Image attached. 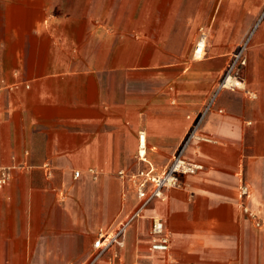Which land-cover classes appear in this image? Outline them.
I'll use <instances>...</instances> for the list:
<instances>
[{
  "label": "crops",
  "instance_id": "crops-1",
  "mask_svg": "<svg viewBox=\"0 0 264 264\" xmlns=\"http://www.w3.org/2000/svg\"><path fill=\"white\" fill-rule=\"evenodd\" d=\"M256 25L242 68L256 97L218 94L201 127L213 141L187 151L203 168L95 264H264V0H0V174L11 173L0 264H85L100 231L137 205L117 172L148 167L140 133L148 161L165 166ZM152 216L165 221L166 252L152 248Z\"/></svg>",
  "mask_w": 264,
  "mask_h": 264
},
{
  "label": "built area",
  "instance_id": "built-area-1",
  "mask_svg": "<svg viewBox=\"0 0 264 264\" xmlns=\"http://www.w3.org/2000/svg\"><path fill=\"white\" fill-rule=\"evenodd\" d=\"M257 25L245 36L236 51L231 56L226 70L213 93L207 101L204 109L197 116L187 135L182 140L180 147L171 157L170 161L163 167L148 161L145 155L144 133H140V143L138 157L141 161L146 162L148 167L136 171L119 170L117 175L126 185V194L134 193L137 197L135 209L122 221L108 231H100L98 238L94 241L95 251L85 264H95L110 249L120 248L125 245V238L128 228L136 220L140 219L145 210L149 207L154 199L162 198L168 189L182 187V175L195 174L203 168V165L187 156V151L194 141L212 142L213 140L201 132L202 124L211 111L218 94L222 90H239L242 89L252 97L256 94L247 89L245 79L242 75V68L247 64V54ZM209 33L206 28H201L199 37L194 48V57L202 58L206 55ZM91 173L96 174L94 170ZM81 171H76L75 176H79ZM10 169H3L0 174V185H5L10 179ZM241 198L249 197V188L242 185L239 189ZM243 211L255 219L256 226L263 223L262 217L246 205ZM151 235L153 237L152 248L157 251H168L171 247V237L166 229L165 221L159 216L151 218Z\"/></svg>",
  "mask_w": 264,
  "mask_h": 264
},
{
  "label": "rangeland",
  "instance_id": "rangeland-1",
  "mask_svg": "<svg viewBox=\"0 0 264 264\" xmlns=\"http://www.w3.org/2000/svg\"><path fill=\"white\" fill-rule=\"evenodd\" d=\"M157 8L159 10H163L165 7H157ZM192 8L195 10V9H197L199 7H192ZM213 8H215V7H213ZM177 35H178V37H176V43H177V48L179 50V49L183 48L182 44L184 43V40H185V34L182 35L181 32H180V34H177ZM197 39H198V35H197V37L194 40V46H195V44L197 42Z\"/></svg>",
  "mask_w": 264,
  "mask_h": 264
}]
</instances>
